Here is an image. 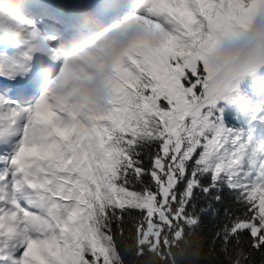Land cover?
Returning a JSON list of instances; mask_svg holds the SVG:
<instances>
[{"label": "snow or ice", "instance_id": "snow-or-ice-1", "mask_svg": "<svg viewBox=\"0 0 264 264\" xmlns=\"http://www.w3.org/2000/svg\"><path fill=\"white\" fill-rule=\"evenodd\" d=\"M258 21L264 0H0V264H264V187L212 241L195 175L176 188L195 121L264 91L218 76Z\"/></svg>", "mask_w": 264, "mask_h": 264}, {"label": "trees", "instance_id": "trees-1", "mask_svg": "<svg viewBox=\"0 0 264 264\" xmlns=\"http://www.w3.org/2000/svg\"><path fill=\"white\" fill-rule=\"evenodd\" d=\"M253 84L255 83L248 79L247 83L242 82L232 94L243 97L242 89H248ZM217 111L223 133L228 136L227 140L220 139L215 146L209 148L205 136L203 143L199 139L194 140L184 156L188 160V173L176 186L178 194L185 195L195 175L199 187L193 189L188 208L198 217L196 231L209 241H212L222 230L230 227L237 218L243 216L247 211L249 193L260 187L256 180L259 168L255 165L254 159L256 154L259 155L260 137L256 135L253 124L263 122L264 93L258 90L254 100L241 99L239 103H221ZM195 136H200V132ZM228 145H231L236 153L237 150L244 149L243 160L235 167L233 175L218 170V164L223 162L224 158H215V154H219ZM155 147L157 146H153L148 151L154 152ZM232 148L229 147V150ZM206 152L210 155V159L205 164L202 162V157ZM144 159L146 164L150 163L147 154Z\"/></svg>", "mask_w": 264, "mask_h": 264}, {"label": "clouds", "instance_id": "clouds-1", "mask_svg": "<svg viewBox=\"0 0 264 264\" xmlns=\"http://www.w3.org/2000/svg\"><path fill=\"white\" fill-rule=\"evenodd\" d=\"M217 64L218 76L225 80L245 73L248 74L245 83L248 79L264 77V21H258L253 30L239 40L227 43ZM247 91L242 89V94Z\"/></svg>", "mask_w": 264, "mask_h": 264}, {"label": "rangeland", "instance_id": "rangeland-1", "mask_svg": "<svg viewBox=\"0 0 264 264\" xmlns=\"http://www.w3.org/2000/svg\"><path fill=\"white\" fill-rule=\"evenodd\" d=\"M129 7L131 8L132 5L130 3ZM130 14V13H129ZM248 74H241L239 79L234 83L233 87L234 89H237L242 82L245 81V78ZM256 85H264V77H260L257 79L251 80ZM264 93V91H263ZM263 122H257L256 124H253L256 128V135L260 136V138L264 139V118L262 120ZM201 131H204L205 138L208 141V148L211 146H215L217 142L222 139L223 141L227 140L228 136H225V133H223V127L222 122L220 120V117H216L215 120L210 121L207 117L198 118L195 121V127L193 128L192 134L193 136L201 133ZM264 141V140H263ZM229 147L232 148L231 145H228L226 149H222L219 154H215V158L222 159L224 158L223 162L218 164V170H222L226 172L228 175H233L235 173V167L242 162L244 149L241 148L237 150H229ZM210 159V155L206 152L205 155L202 157V162L207 163ZM220 161V160H219ZM159 163V162H158ZM259 168H262V175L257 177V180L260 182L261 186H264V156L262 157L261 161L259 162ZM163 191V188L161 189Z\"/></svg>", "mask_w": 264, "mask_h": 264}]
</instances>
